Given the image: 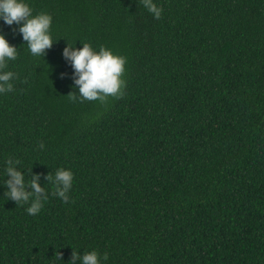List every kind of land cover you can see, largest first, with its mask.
I'll return each mask as SVG.
<instances>
[{"label":"trees","instance_id":"obj_1","mask_svg":"<svg viewBox=\"0 0 264 264\" xmlns=\"http://www.w3.org/2000/svg\"><path fill=\"white\" fill-rule=\"evenodd\" d=\"M27 2L52 16L54 44L33 56L0 21L18 49L0 94V264L92 250L101 264H264V0H154L159 19L140 0ZM82 43L126 57L122 96L71 97L63 50ZM9 158L40 176L36 215L4 197ZM58 168L74 175L67 202L46 179Z\"/></svg>","mask_w":264,"mask_h":264},{"label":"clouds","instance_id":"obj_2","mask_svg":"<svg viewBox=\"0 0 264 264\" xmlns=\"http://www.w3.org/2000/svg\"><path fill=\"white\" fill-rule=\"evenodd\" d=\"M140 3L155 19H159L163 9L154 0H140ZM0 21L11 26L18 25V31L33 56H44L47 49L54 44L51 35L52 16L46 12L33 14V9L27 0H0ZM18 49L9 43L0 33V94L13 91L15 73L7 69L9 61L17 58ZM63 56L71 62L74 76V86L79 95L73 93L75 99L89 101H105L108 97L122 96L125 87L123 74L126 70V57L118 55L110 48L100 46L97 50L90 43H82L81 48L68 44L63 50ZM44 147L43 144L40 145ZM20 161L9 158L6 161L3 187L7 190L4 197L17 202L29 204L26 211L30 215L38 214L43 203L48 199L45 187L40 184V176L32 175L26 180L25 170L19 168ZM29 173L31 170H27ZM46 179L52 183L55 196L64 202L69 200L74 175L70 169L58 168L55 174H49ZM107 253L103 260H107ZM101 264V256L96 250L86 251L83 255L73 252L69 264Z\"/></svg>","mask_w":264,"mask_h":264}]
</instances>
